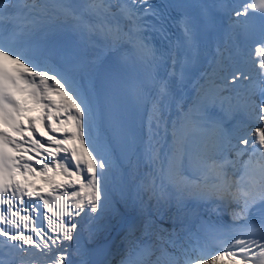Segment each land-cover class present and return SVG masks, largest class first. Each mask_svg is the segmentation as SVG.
I'll use <instances>...</instances> for the list:
<instances>
[{
    "label": "snow or ice",
    "instance_id": "1",
    "mask_svg": "<svg viewBox=\"0 0 264 264\" xmlns=\"http://www.w3.org/2000/svg\"><path fill=\"white\" fill-rule=\"evenodd\" d=\"M142 4L148 0H131V4L128 0H85L77 14L63 0L51 4L47 0H0V240L26 256L31 253L21 264H37V258L41 264H72L69 249L79 240L78 226L84 219H99L98 213L107 209L106 179L112 167L104 144V108L90 68L99 57L87 62L69 47L64 50L66 62L53 67L50 50L45 48L37 55L31 37L42 30L44 21L57 19L60 12L76 21V30L98 35L111 46L126 35L123 20L136 33L134 47L154 57V50L143 37V21L155 13L151 6L141 10L138 6ZM217 7L222 5L205 6L199 21L183 13L181 36L168 52L172 72L153 77L148 85L134 86L138 103L150 102L152 106L148 155L153 163L161 159L159 141L153 142L158 134L154 129L164 126L161 114L176 84L185 78L186 62L199 53L201 27L213 28V10ZM232 11L237 24L251 36L250 14L258 13L264 21V0H244ZM86 15H95L97 22H89ZM253 52L255 55L250 54L240 66L221 68L227 71L224 79L230 76L233 83L243 78L249 84H264V22ZM218 55L222 58L223 52L218 50ZM85 74L86 85L82 83ZM222 92L223 88L214 87L204 91L203 98L198 93V118L193 119L190 111L173 123L167 166L158 169L157 178L162 196L167 186L178 204L186 195L220 202L232 210L233 222L218 225L201 221L193 232L180 221L194 243L185 246L169 240L180 255L171 256L161 249L153 264H159L162 257L169 264H264V87L258 88L259 104L252 99L255 91H251L240 106L248 122L262 125L254 129L251 145L241 126L225 127L235 117L236 106ZM217 107L219 115H213ZM233 139L238 144H233ZM233 152L235 159H230ZM246 152L248 159L241 164ZM257 153L259 158L253 160ZM41 177L46 183L38 186L35 180ZM144 227L147 233L152 222ZM201 233L214 238V251L206 250ZM169 235L175 236V232ZM136 248L137 257L153 255L150 244L137 241ZM76 254L86 255L79 245ZM0 264H4L2 259ZM79 264L90 262L82 258ZM121 264H134L132 252Z\"/></svg>",
    "mask_w": 264,
    "mask_h": 264
},
{
    "label": "bare ground",
    "instance_id": "2",
    "mask_svg": "<svg viewBox=\"0 0 264 264\" xmlns=\"http://www.w3.org/2000/svg\"><path fill=\"white\" fill-rule=\"evenodd\" d=\"M92 17L96 19L89 20V22H97V17L95 15H92ZM122 24L123 31L127 34L129 26L125 23ZM88 37L86 61H94L99 57V60L94 66L90 65L91 75L96 83L102 56L111 46L108 40L98 35H88ZM125 37L126 35H122L121 40ZM115 45L113 47H115ZM213 57L214 54L211 56L209 63L204 67L205 70L191 86V89L189 88L181 94H177L173 91L168 101L167 109L161 114L164 126L159 130L154 129V131H158V134L153 137L154 143L157 140L159 141L158 146L160 147L161 155H163L160 161L153 163L148 155L150 138L149 120L152 115L151 105L146 118V133H144L145 138L143 137V146L142 148L140 147L141 156L138 158L135 157L129 166L123 168L117 167L113 162L112 152L108 147V138L106 134L104 135V144L112 164V167L108 170L106 179L108 197L107 209L102 213H98L100 216L99 219H84L78 226V232L80 233L79 240L69 249V259L73 254V257H77L76 264H79L78 260L87 258L86 255L78 256L76 254V245H79L81 252L86 254L90 244L95 243L101 238H106L111 230L117 231L118 236L111 246L108 256L101 264H119L122 259L129 255V252H132L134 264H153L157 256H161L159 250L168 249L170 247L178 249V247H174L168 243L169 240H177L178 244H184L185 246H187L188 243H194V241L190 239L188 232L182 230L180 221L184 222L187 229L194 232L195 229L191 226V222L195 219L197 214L201 213L207 215L231 210L220 202L203 201L188 195L183 198L182 203L178 204L175 200V193L172 190L166 194L167 192L165 189H167V186L163 189V196L161 195V190L155 193L156 188H154H159L160 185V180L156 178L158 169L167 166L166 157L169 154L168 147L166 149L163 147L165 142L171 143L173 123L181 119L184 113L190 111L192 113V118L197 119L198 116L195 113V106L198 102V93L199 98H203L204 91L209 88H218V85L211 84V79H209L216 73L217 68L231 69V65L227 64L226 60L222 61L219 56L216 57V59ZM218 60L221 61V64L217 63ZM220 75L219 81L227 84L228 81L224 79L227 75V71L221 70ZM87 82L88 74H85L82 83L86 85ZM53 96L56 97V94L53 93ZM219 112L220 110L217 107L214 109L213 115H219ZM36 114L35 112L32 113V115ZM53 119L55 120V117H53ZM239 123L241 124V121ZM239 123L236 125L240 126ZM231 126L232 125H229L228 127ZM165 127L167 128V132L165 131ZM242 133L251 135V138L248 137L249 145H251L253 143L252 138L255 134H251L250 128H243ZM49 135H52V133H49ZM37 139H40V137L37 136ZM27 146L28 145H25V147ZM28 155H33V153L29 152ZM39 158L40 157H37V159ZM154 175H156V177H154ZM153 181H155V183H153ZM35 182L38 186L46 183L42 177L36 178ZM229 213H231V211H229ZM177 217H179V220ZM148 221L152 222V227L146 233L144 225ZM161 229L164 231H160ZM173 232H175V236L169 235ZM137 241L141 245L150 244L154 250L153 255L150 257L146 255L137 257ZM201 242L206 243L202 236ZM0 244L2 245L1 249L4 250L3 246L5 244L7 245L6 241L0 240ZM206 250L214 251L213 247L209 245H207ZM30 256L31 253L22 258V262L29 260ZM164 258L165 257L161 258L159 264H164ZM37 264H41L39 258H37Z\"/></svg>",
    "mask_w": 264,
    "mask_h": 264
},
{
    "label": "rangeland",
    "instance_id": "3",
    "mask_svg": "<svg viewBox=\"0 0 264 264\" xmlns=\"http://www.w3.org/2000/svg\"><path fill=\"white\" fill-rule=\"evenodd\" d=\"M220 74H221V68H217L216 73L213 76H211V78H209V79H211V84L213 81L218 82L220 80V76H221ZM145 133H146V131H145ZM144 138H145V136H144ZM167 147H169V143L165 142L163 148L166 149ZM161 158H163V155H161ZM185 174L187 175V173H185ZM154 177H156V175H154ZM154 188H156L155 193H158V191L161 190L160 185H159V188L158 187H154ZM171 190H172L171 188L167 187V189H165V191L167 192L166 194H168V192H170ZM39 223H40V221L38 220L37 224L39 225ZM26 234H28V233H26ZM80 243H82V242H80ZM3 247H4L3 248L4 250H2L1 246H0V259H2L4 261V264H21L22 258H24L26 255H24L22 252L16 250L15 248L8 247L6 244ZM164 250H166L167 253L171 256H179L180 255L179 250L174 249L173 247H170V248L164 249ZM159 251L161 252V250H159ZM77 255L80 256L79 254H77ZM73 256L74 255L72 254V256L70 258H72ZM20 258H21V262H20ZM80 260H78V261L80 262ZM119 264H121V261L119 262ZM164 264H169L167 258H164Z\"/></svg>",
    "mask_w": 264,
    "mask_h": 264
},
{
    "label": "water",
    "instance_id": "4",
    "mask_svg": "<svg viewBox=\"0 0 264 264\" xmlns=\"http://www.w3.org/2000/svg\"><path fill=\"white\" fill-rule=\"evenodd\" d=\"M117 236L118 232L111 230L106 238L99 239L96 243L89 245L86 256L90 264H101L104 261ZM70 260L72 261V264H76L77 257H72Z\"/></svg>",
    "mask_w": 264,
    "mask_h": 264
}]
</instances>
